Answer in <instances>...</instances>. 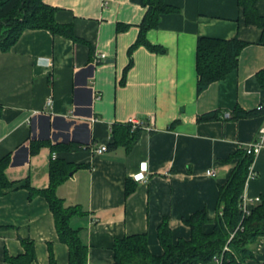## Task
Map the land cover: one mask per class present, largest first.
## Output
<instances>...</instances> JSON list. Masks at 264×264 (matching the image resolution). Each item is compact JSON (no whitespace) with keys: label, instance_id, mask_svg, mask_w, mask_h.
I'll return each instance as SVG.
<instances>
[{"label":"crops","instance_id":"1","mask_svg":"<svg viewBox=\"0 0 264 264\" xmlns=\"http://www.w3.org/2000/svg\"><path fill=\"white\" fill-rule=\"evenodd\" d=\"M43 2L83 42L28 29L9 51L0 50V160L10 155L5 174L11 183L0 196V264L23 255L25 242L34 247L32 264H51L52 257L69 264L49 203L39 194L31 197V189L49 187L53 153L78 166L56 193L66 206L85 212L71 226L87 246V264H113L115 241L134 234H147L150 252L162 255L158 228L164 219L175 242L189 240L185 221L205 211L204 231L210 233L220 187L236 166L229 157L264 127V115L231 119L237 107L264 105L257 79L264 69V29L245 22L238 0H165L179 12L163 15L159 28L147 33L165 52L137 47L125 75L145 8L131 0ZM256 7L264 17V0ZM200 37L247 43L237 69L202 92ZM211 112L219 119L199 121ZM131 121L139 123L138 141L131 149L112 148L114 126ZM33 143L43 145L33 152ZM61 144L73 150L54 149ZM102 145L108 151L96 155ZM209 169L216 174L208 176ZM253 169L257 178L244 191L250 199L264 195V150ZM128 180L136 184L130 196ZM247 264H264V237Z\"/></svg>","mask_w":264,"mask_h":264},{"label":"trees","instance_id":"2","mask_svg":"<svg viewBox=\"0 0 264 264\" xmlns=\"http://www.w3.org/2000/svg\"><path fill=\"white\" fill-rule=\"evenodd\" d=\"M146 9V13L139 25V35L135 44L130 48V64L133 65V51L139 46H145L152 52H165V49L152 45L147 39L150 30L160 26L163 15L179 12L177 7L169 5L165 0H131ZM260 0H238L245 22L264 29V17L257 10L256 4ZM45 29L53 34H59L74 42H83L75 36L71 25L60 24L55 19V9L47 6L43 0H0V50L9 51L20 39L25 30ZM247 43L238 38L223 40L217 38L200 37L197 44L196 69L198 73V92L207 89L211 84L225 79L239 65V56ZM257 79L264 89V69L259 71ZM0 108V117H1ZM264 115L262 108L246 111L237 107L231 119L252 118ZM219 119V112H211L199 118V121ZM114 142L112 148L123 146L131 149L140 137V130L133 129L131 124L115 125L113 128ZM43 143H33L32 151L36 152ZM59 151L73 150L68 145H57ZM229 160H236L227 183L220 187L217 204V217L210 233L204 231L209 223L205 211L194 213L185 223L191 229L189 240L174 241L173 232L167 219L158 228V238L163 248V254L153 255L149 250L148 235L134 234L117 239L114 243L113 264H247L254 259L257 246L264 237V195L261 202L254 207L249 215H244L241 204L250 167L254 157L247 154L240 146ZM10 164V155L0 160V196L3 190L11 185L5 171ZM71 164L55 159L50 166V185L45 190L31 189V197L43 196L55 218L56 230L60 240L69 248V264H87L88 249L82 242L79 231L71 226V219L84 216L85 212L79 206H66L59 198L56 189L69 179L74 170ZM136 189L131 180L126 184V196H130ZM233 237L231 238V236ZM25 253L17 258H8L12 264H32L35 251L32 243L25 242ZM228 250H225V248ZM218 258V259H217ZM219 260V263L217 262ZM51 264H55L51 258Z\"/></svg>","mask_w":264,"mask_h":264},{"label":"built area","instance_id":"3","mask_svg":"<svg viewBox=\"0 0 264 264\" xmlns=\"http://www.w3.org/2000/svg\"><path fill=\"white\" fill-rule=\"evenodd\" d=\"M52 104H53V100L49 99L47 101V105L50 107V106H52ZM258 108L261 109L262 106H259ZM131 125H132L134 130L139 127V123H137L136 121H131ZM240 146H243L245 148L247 154L252 155L255 159L264 150V127H262L259 130L258 137L254 142L248 143L245 145H240ZM107 151H108V146L102 145V146L98 147L97 149H95L94 152L96 155H102ZM53 158L54 159L57 158L56 153H53ZM206 174L208 176H214L216 174V170L215 169H209V170H207ZM256 178H257V173L254 171L253 164H252V166L250 167V170H249L248 177H247V182L254 180ZM136 180H139V179L136 178ZM142 180H145V178H143ZM260 202H261L260 197L250 199L244 195L243 200H242V204H241V210L243 211V214L249 215L251 213L252 209L254 208L253 206L257 205ZM232 237H233V235L231 236V238ZM225 250H228V248L226 247ZM217 262L219 263V260H217Z\"/></svg>","mask_w":264,"mask_h":264},{"label":"clouds","instance_id":"4","mask_svg":"<svg viewBox=\"0 0 264 264\" xmlns=\"http://www.w3.org/2000/svg\"><path fill=\"white\" fill-rule=\"evenodd\" d=\"M137 179H139V177H137Z\"/></svg>","mask_w":264,"mask_h":264},{"label":"bare ground","instance_id":"5","mask_svg":"<svg viewBox=\"0 0 264 264\" xmlns=\"http://www.w3.org/2000/svg\"><path fill=\"white\" fill-rule=\"evenodd\" d=\"M218 259V258H217Z\"/></svg>","mask_w":264,"mask_h":264}]
</instances>
